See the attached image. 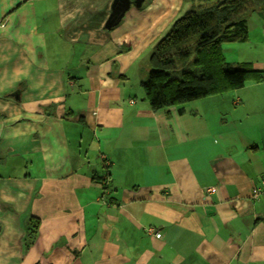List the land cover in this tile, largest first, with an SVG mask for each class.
Listing matches in <instances>:
<instances>
[{
  "label": "crops",
  "instance_id": "0c3cea01",
  "mask_svg": "<svg viewBox=\"0 0 264 264\" xmlns=\"http://www.w3.org/2000/svg\"><path fill=\"white\" fill-rule=\"evenodd\" d=\"M187 1L104 31L113 0H0V264H264V83L158 113L141 87Z\"/></svg>",
  "mask_w": 264,
  "mask_h": 264
},
{
  "label": "trees",
  "instance_id": "16d2710c",
  "mask_svg": "<svg viewBox=\"0 0 264 264\" xmlns=\"http://www.w3.org/2000/svg\"><path fill=\"white\" fill-rule=\"evenodd\" d=\"M192 3L152 50L151 71L141 87L155 113L264 83V69L254 63H227L221 52L223 44L248 40V21L255 12L264 11V0ZM28 225L26 251L36 241L40 221L29 218Z\"/></svg>",
  "mask_w": 264,
  "mask_h": 264
},
{
  "label": "rangeland",
  "instance_id": "374dc122",
  "mask_svg": "<svg viewBox=\"0 0 264 264\" xmlns=\"http://www.w3.org/2000/svg\"><path fill=\"white\" fill-rule=\"evenodd\" d=\"M187 3L188 4H186L185 10L181 14H176L175 20L183 16L187 10H190V7L192 6V2L187 1ZM169 31L163 33L160 39H162ZM146 43L148 44L149 42L146 41ZM148 48L151 47L149 46L143 49V51L145 50V52L141 54V60L143 59V63H142L143 71L139 72L141 77L140 82L146 81L148 78V74L151 71V67L147 57L148 55H146V52L150 50L149 51L150 54L153 49H148ZM141 52L142 49H138L137 54ZM221 52L225 62L233 65H239L241 63L251 64L258 60L264 61V11L260 10L258 12H255L250 17V20L248 21V40L246 42L223 44ZM129 79L130 80L125 81L124 84L128 85L129 87L132 84L134 86V89H138L139 83L138 80L136 83L135 72L133 69L129 71ZM137 84L138 86L136 88ZM196 110L198 111H195L194 116L201 117L202 115L201 110L200 109H196ZM197 128H199V126L196 123L194 125V129Z\"/></svg>",
  "mask_w": 264,
  "mask_h": 264
},
{
  "label": "water",
  "instance_id": "95a60500",
  "mask_svg": "<svg viewBox=\"0 0 264 264\" xmlns=\"http://www.w3.org/2000/svg\"><path fill=\"white\" fill-rule=\"evenodd\" d=\"M146 0H113L110 14L104 24V31H111L118 27L130 9L141 8Z\"/></svg>",
  "mask_w": 264,
  "mask_h": 264
},
{
  "label": "built area",
  "instance_id": "2783aa9c",
  "mask_svg": "<svg viewBox=\"0 0 264 264\" xmlns=\"http://www.w3.org/2000/svg\"><path fill=\"white\" fill-rule=\"evenodd\" d=\"M4 22L2 20H0V28L4 27ZM211 192H215V189H213ZM264 195V177L260 180L259 182V186L256 188H254L253 190V198L255 200H258L259 198H261ZM150 234H152L153 236H155L156 238H158L160 236L159 233H157L154 230H150Z\"/></svg>",
  "mask_w": 264,
  "mask_h": 264
}]
</instances>
